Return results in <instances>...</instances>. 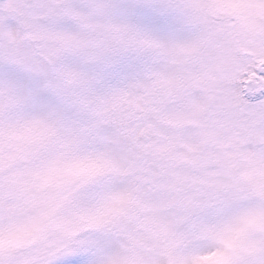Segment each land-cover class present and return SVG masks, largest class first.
<instances>
[{"label":"snow or ice","instance_id":"snow-or-ice-1","mask_svg":"<svg viewBox=\"0 0 264 264\" xmlns=\"http://www.w3.org/2000/svg\"><path fill=\"white\" fill-rule=\"evenodd\" d=\"M0 264H264V0H0Z\"/></svg>","mask_w":264,"mask_h":264}]
</instances>
